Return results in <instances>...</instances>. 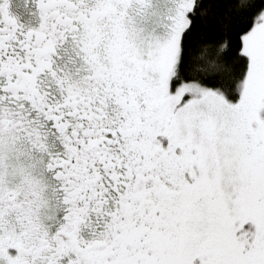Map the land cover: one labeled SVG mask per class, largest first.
<instances>
[{"label":"snow or ice","instance_id":"1","mask_svg":"<svg viewBox=\"0 0 264 264\" xmlns=\"http://www.w3.org/2000/svg\"><path fill=\"white\" fill-rule=\"evenodd\" d=\"M0 264H264V0H0Z\"/></svg>","mask_w":264,"mask_h":264}]
</instances>
